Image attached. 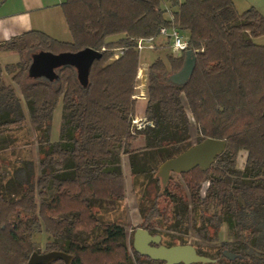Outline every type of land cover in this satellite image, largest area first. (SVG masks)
Listing matches in <instances>:
<instances>
[{
	"label": "trees",
	"instance_id": "trees-1",
	"mask_svg": "<svg viewBox=\"0 0 264 264\" xmlns=\"http://www.w3.org/2000/svg\"><path fill=\"white\" fill-rule=\"evenodd\" d=\"M60 7L70 42L29 31L0 44V50L20 57L11 76L20 95L4 81L0 66V159L15 146L16 129L28 121L36 146L34 158L15 156L12 169L1 162L0 264H28L36 250L31 235L42 228L52 238L46 251L71 255L69 264H83L85 253H119L117 264H163L133 247L130 255L124 228L102 222L93 208L103 206L95 199L98 194L112 196L115 181L120 192L113 202L123 199L121 173L106 167L118 161L122 143L134 179H152L165 160L192 145L183 97L200 132L198 142L223 139L225 150L207 170L196 167L181 174L189 203L168 179L157 196L166 199V207L160 209L155 201L139 227L162 238V230L187 235L191 227L216 233L225 225L232 238L244 240L247 251L233 253L234 259L223 252L219 257L226 264H264V46L254 41L264 36V16L254 7L239 13L232 0H66ZM162 27L176 28L187 39L193 68L184 83L175 84L167 76L183 68L186 52L168 53L151 63L145 108L150 124L137 131L132 123L136 44L138 39L161 37ZM84 48L101 53L90 67L86 86L70 66L56 69L51 81L28 76L34 53ZM60 99L59 138L51 142L52 115ZM136 134L143 137L142 150L128 147ZM241 152L246 158L239 168ZM7 176L10 180L4 183ZM204 182L208 186L200 196ZM170 238L165 246L188 244L186 238ZM48 264L65 263L56 259Z\"/></svg>",
	"mask_w": 264,
	"mask_h": 264
},
{
	"label": "rangeland",
	"instance_id": "rangeland-1",
	"mask_svg": "<svg viewBox=\"0 0 264 264\" xmlns=\"http://www.w3.org/2000/svg\"><path fill=\"white\" fill-rule=\"evenodd\" d=\"M167 14L170 15V12L167 11ZM66 38L68 39V37ZM158 38L161 39L163 38V39L158 40ZM168 51H170V44L166 37H156L155 43L152 45V48L145 47L144 49L139 50V63H138L136 85H135V89H137L136 90L137 94H139L140 90L143 89V87L141 86V84H143L141 81V77L144 76V86H145L144 90H145V96L147 98L149 67L155 59L158 58L165 59L166 54L171 53ZM116 53L119 54L118 49ZM27 57L28 55H26L24 58ZM16 70L17 68H12L11 71H9V74L4 76L7 78L6 80H4L6 83L9 82L10 84L11 76L15 73ZM138 76L140 78L139 81L137 79ZM170 77L171 75L169 74L167 78L170 79ZM135 89H134V96H135ZM182 101L185 106V109L187 110V114H188L187 116L190 121L189 123L190 141L191 144L194 145L198 142V139L200 138V132L198 131L196 124L193 121L192 115L187 107L184 97L182 98ZM61 110H62V105L60 99L52 115L50 136H52L53 139L57 137L59 133ZM27 124L31 127L28 121V123H26L24 127H22L21 129L18 128L16 129L14 135L17 139V142L15 143V146H13V148H10L7 152H4L6 156L4 160L3 158L2 160L0 159V167L2 165L1 164L2 162L3 166L7 165L9 169H12L13 167L12 162L15 159V156H24L28 158L35 157V154L33 153L36 152L35 150L36 146L32 144L33 141L35 140V134L32 130L31 133L28 132L29 126ZM147 125H149L148 120L147 121L144 120L138 122L137 124H133V127L137 129V131H142L144 127H146ZM137 144L142 145L141 149H143L144 140L142 136L139 138ZM9 151L11 152L21 151V153L15 155L12 154L8 156L7 153H9ZM245 158H246V152H241L238 155L237 166L239 168L243 167ZM7 178L8 179L5 180L4 183H7L10 180L8 176ZM170 179L172 184L175 187H177L178 191L183 196L184 200L189 203V190L187 189L185 180L183 179L181 174L171 173L169 176V180ZM207 186H208V182H204L201 184L199 191L200 196H204V192ZM162 191H163V184L158 174H155L152 177V179L132 178V182L126 186V191L124 192L125 194L123 196V199L120 201V203L117 204L105 203L103 205L104 207L103 206L101 207L104 209L105 212H102L100 214L101 211H99L97 207L93 208V212L100 214L98 217L102 222L120 224L124 228L125 237H126L125 245L127 248V252L131 255L133 232L136 228H140L139 226L143 221L142 218L144 214L149 210V208L152 206V204L155 201H157L158 207L160 209L166 207V199L163 196H160L159 199L157 198V196L162 194ZM215 209H216L215 207H210L209 211L214 212ZM109 211L111 212L109 213ZM162 233L168 236L165 235L162 236L161 244L164 245L165 242H169L170 240H172L170 237L173 235L186 238L188 244L198 247L202 253L210 255V257L213 258V260H216V263L214 262V264H226V262L219 257V254L222 253L223 251H229L235 254L238 253L239 251L242 252L247 251L244 250L242 247L244 244V240L238 238H232L229 235L227 227L225 225H222L216 233H213L211 230H208L207 232L204 230L199 232V231H195L191 227L189 228V232L187 235H181L167 230H162ZM31 240L34 243L36 249L35 252L45 253L48 252L46 251V249L49 243L52 241V238L42 228L40 231L33 233L31 235ZM224 243H228L227 248L222 247V244ZM120 256L121 255L119 253L110 256L85 253L81 256V258L83 264H117L119 262V259H121Z\"/></svg>",
	"mask_w": 264,
	"mask_h": 264
},
{
	"label": "water",
	"instance_id": "water-1",
	"mask_svg": "<svg viewBox=\"0 0 264 264\" xmlns=\"http://www.w3.org/2000/svg\"><path fill=\"white\" fill-rule=\"evenodd\" d=\"M101 53L91 48H84L76 52L51 53L39 51L31 56L28 67V76L31 78H45L49 81L56 78L55 70L70 66L76 71V77L82 86L87 85L91 65L99 59ZM194 59L191 52H186L185 63L181 71L173 74L170 80L175 84H182L191 74ZM226 142L223 139L207 137L178 155L165 160L158 168L157 174L163 185L171 173L183 174L196 167L207 170L216 156L225 150ZM160 235H151L143 228H136L132 236V247L140 255L149 259L162 261L163 264H194L211 263L215 260L200 255L191 244H176L165 246L161 244ZM224 257L234 259L235 254L223 251ZM61 259L69 264L72 256L62 251H48L45 253L33 252L28 264H48L53 260Z\"/></svg>",
	"mask_w": 264,
	"mask_h": 264
},
{
	"label": "crops",
	"instance_id": "crops-1",
	"mask_svg": "<svg viewBox=\"0 0 264 264\" xmlns=\"http://www.w3.org/2000/svg\"><path fill=\"white\" fill-rule=\"evenodd\" d=\"M66 0H0V44L14 37H18L29 31H39L47 36L56 39L58 41L70 42L71 35L69 33L65 18L63 16L60 5ZM236 10L240 13L247 10L249 7L256 8L264 16V0H232ZM68 37V39L66 38ZM118 37L113 38V40ZM163 39V38H162ZM158 38V40H162ZM157 41V40H156ZM255 43L264 46V36H260L254 39ZM155 43V41H154ZM168 49V48H167ZM169 50V49H168ZM170 52V51H168ZM19 55L12 50H0V66L3 69L8 68L9 70H4L3 77L9 74L12 66L19 62ZM181 71V70H180ZM11 74V72H10ZM176 74V73H175ZM172 76V75H171ZM4 80L7 78L4 77ZM139 81V76L137 77ZM143 84L141 86L143 89L137 94V89H135V114L132 121L133 124H137L140 121H147L145 117V108L147 104V98L145 96V86H144V76L141 77ZM9 84V82H7ZM141 83V82H140ZM15 88L16 92L19 94L18 86L10 82ZM20 95V94H19ZM61 122V114H60ZM150 124V122H148ZM60 132V124H59ZM141 136L136 134L134 139L130 140L128 147L131 150H142V145L137 144ZM59 133L54 139L50 136L51 142L58 141ZM123 145V143H122ZM122 145L117 150L118 151V161L114 163H109L106 167L109 169H114L115 172L121 173L123 177L122 191L123 196L126 191V186L132 182V174L130 168L129 157L127 154L122 152ZM116 182V183H115ZM114 185L111 186L109 191H112V196L98 194L95 199L105 203L113 204L116 195H118L119 187L118 181H115ZM101 187V186H100ZM98 191L106 192L104 190ZM102 188V187H101ZM103 189V188H102ZM102 195V196H101ZM104 207V206H103ZM100 212H105L103 208L97 207ZM103 209V210H102ZM111 211H109L110 213Z\"/></svg>",
	"mask_w": 264,
	"mask_h": 264
},
{
	"label": "built area",
	"instance_id": "built-area-1",
	"mask_svg": "<svg viewBox=\"0 0 264 264\" xmlns=\"http://www.w3.org/2000/svg\"><path fill=\"white\" fill-rule=\"evenodd\" d=\"M161 37H166L170 44V52L174 56H179L186 52L187 50V39L179 32L176 28H165L162 27L159 29V35ZM155 38L149 37L144 39H138L136 47L138 50H142L145 47L152 48Z\"/></svg>",
	"mask_w": 264,
	"mask_h": 264
}]
</instances>
